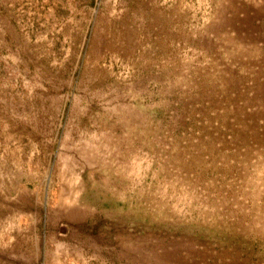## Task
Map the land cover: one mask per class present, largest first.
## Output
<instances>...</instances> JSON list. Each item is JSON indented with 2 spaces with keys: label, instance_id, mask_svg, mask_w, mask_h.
Wrapping results in <instances>:
<instances>
[{
  "label": "rangeland",
  "instance_id": "374dc122",
  "mask_svg": "<svg viewBox=\"0 0 264 264\" xmlns=\"http://www.w3.org/2000/svg\"><path fill=\"white\" fill-rule=\"evenodd\" d=\"M0 264H264V0H0Z\"/></svg>",
  "mask_w": 264,
  "mask_h": 264
}]
</instances>
